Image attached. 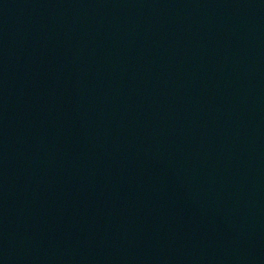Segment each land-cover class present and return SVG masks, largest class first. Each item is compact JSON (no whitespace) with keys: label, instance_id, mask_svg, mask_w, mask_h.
I'll list each match as a JSON object with an SVG mask.
<instances>
[{"label":"water","instance_id":"95a60500","mask_svg":"<svg viewBox=\"0 0 264 264\" xmlns=\"http://www.w3.org/2000/svg\"><path fill=\"white\" fill-rule=\"evenodd\" d=\"M0 264H264V0H0Z\"/></svg>","mask_w":264,"mask_h":264}]
</instances>
